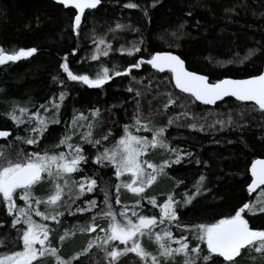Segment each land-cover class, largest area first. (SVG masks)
I'll return each mask as SVG.
<instances>
[{
    "label": "trees",
    "instance_id": "16d2710c",
    "mask_svg": "<svg viewBox=\"0 0 264 264\" xmlns=\"http://www.w3.org/2000/svg\"><path fill=\"white\" fill-rule=\"evenodd\" d=\"M130 2L136 3L138 7H124ZM71 15L50 0H0V46L7 51L30 47L38 50L30 58L0 65V113L8 110L12 102L24 104L29 101L30 111H35L50 100L60 103V92L66 93L59 113L52 107H49L47 113L41 109L42 115L48 119H59L61 122L49 124L39 145L21 147L29 152L37 147L49 152L65 150L55 146L66 133L72 136L71 143H81L80 133L85 129L81 128L77 134L72 135L66 126L71 124L74 114L89 116L92 109H99L103 120L102 126L95 130L97 138L109 130L113 133L106 144L108 146L122 134L125 124L132 123L136 99L140 100L143 116L151 119L156 126L165 125L169 116L185 111L182 106L187 104L189 113L195 114L200 123L212 124L217 119H227L228 115H232L242 128L199 132L173 125L168 129L170 144L187 149L193 156L185 158L179 165H173L171 170H167V177L159 178L163 180V190H171L179 200V194L186 188L183 185L176 188V180H182L187 189H191L201 173L209 177L208 187L211 189L210 193L205 194L206 198H198L194 206L180 209L181 227L172 226L174 235H180L184 225L190 227L195 223L211 221L221 214H227L242 202L253 201L254 195L249 196L247 192L250 179L247 170L253 159L264 156V114L250 111L244 113L243 120L239 119L244 109L252 103H241L231 98L213 108L196 102L189 103L190 98L169 83L170 74L156 73L148 65H142L140 70L133 69L128 76H115L101 88H88L79 82L69 81L60 64L67 55L69 68L74 74H89L94 78L101 66L109 69L115 66L122 70L141 56L147 59L155 51H172L185 60L188 69L208 76L212 82L224 77L258 75L264 65V0H101L96 9L85 11L78 35L72 31ZM117 24L125 27L116 29ZM181 24L184 25L182 29ZM100 38L106 44H111L112 48L107 57L100 56L98 60L92 61L89 52L94 53L96 45L93 41ZM134 45L141 48L134 56L121 53L122 48L128 49ZM104 46L101 45V48ZM74 49L76 55L73 56ZM252 50H255L254 54H250ZM53 77L57 79L54 81ZM61 80L63 84L59 82ZM130 87L139 90L140 97H135L134 92H128ZM166 92H173L177 100L167 114L163 109L167 102V96L164 95ZM216 127L218 129L219 125ZM23 128L21 126L17 131L12 121L0 115V129L12 132V137L7 141L0 139V146L6 147L16 135H26ZM138 134L149 138L151 135L146 132ZM83 147L86 155L96 154V149L90 145L85 144ZM165 158H168V154L161 153L149 161L158 164ZM196 159L206 161L207 167L203 163L197 165ZM82 176L95 178L98 186L92 193L85 192L75 204H72V200L78 195V185L73 186L70 182L64 189L58 204L59 210L65 212L61 217L63 227L59 228V234H63L65 229L72 230L77 225H86L96 212L104 208L105 194L102 189L105 187L109 192L110 203L115 211H120L121 206L115 203L117 181L114 170L94 165L89 160L82 166L81 172L71 179L78 182ZM53 187L52 184L50 189H44V198L54 193ZM161 191L155 194L160 203L170 193L160 195ZM146 193L152 194L150 191ZM125 194L123 188L120 189L121 203L131 207V197L125 198ZM93 199L97 201L98 208L83 214L75 212L77 206H85V200ZM21 202L17 198L18 206ZM69 205H72V215L67 214ZM39 207H43V204ZM141 207L146 214L158 215L159 209L148 204L147 199L142 201ZM4 220L10 225L11 218L5 212H0V221ZM46 223L50 227L54 224L52 221ZM96 223L105 227L107 225L103 219H98ZM250 223L255 229L264 228V214L250 217ZM8 233L10 235L6 247H0V252L8 251L11 248L10 241L16 238L15 230L0 228V238ZM96 235L76 230L75 235H70L68 239L78 237V245L73 250L63 252L62 257L67 259L81 251ZM102 256L103 253H99V257ZM251 256L257 257L255 261L245 252L239 258V264H264V259L259 258L255 252ZM123 259L121 257L120 261ZM181 259L178 257V260ZM45 264L54 262L51 259Z\"/></svg>",
    "mask_w": 264,
    "mask_h": 264
},
{
    "label": "snow or ice",
    "instance_id": "6c2138e0",
    "mask_svg": "<svg viewBox=\"0 0 264 264\" xmlns=\"http://www.w3.org/2000/svg\"><path fill=\"white\" fill-rule=\"evenodd\" d=\"M55 3L72 14L71 28L78 35L85 10L96 9L101 0H55ZM152 6L154 7L155 3ZM124 7L135 9L138 5L130 2ZM123 27L125 26L121 24L116 25V29ZM183 27L181 24L180 28ZM93 42L96 47L91 55L92 61L98 60L100 56L109 55L111 44H106L103 38ZM101 45L105 46L101 48ZM37 51L35 47L7 51L0 46V65L30 58ZM120 51L122 54L126 52L128 56H134L141 48L134 45ZM254 51L252 50L250 54H254ZM72 55H76L75 49ZM142 65L150 66L156 73L170 74L169 83L180 93L186 94L190 98L189 103L217 105L218 101L225 98H234L237 102H252V105L240 114V120L244 119L246 112L259 111L264 114V72L245 79L224 78L212 82L208 76L188 70L185 60L170 51H155L147 59L141 56L122 70L115 66L112 69L101 66V70L94 78L89 74H74L69 68L67 55L63 58L60 68L67 74L69 81L79 82L88 88H101L113 77L128 76L133 69L140 70ZM56 79L53 77L54 81ZM59 82L63 84V80ZM127 91L134 92L135 97L141 95L139 90L131 87ZM164 95L167 96V102L163 109L167 114L176 105L177 100L174 99L173 92H166ZM65 96L66 93L61 91L58 98L60 103L50 100L41 104L35 111H30L28 107L30 101L24 104L12 102L8 110L0 113L12 121L17 131L24 126L23 131L26 133L23 136L16 135L6 147L0 146V212H5L6 216L11 218L10 225L7 220L0 221V228H10L16 232V238L10 241L11 248L0 252V264H41L42 260L48 258H52L54 264H119L121 257L128 254H134L141 264H177L178 257L182 258V264H239V258L245 252L249 253L253 261L257 257H252V252L264 259V228L255 229L250 223V217L264 214V194L256 201L238 204L227 214H221L211 221L195 223L190 227L184 225L183 231L177 236L174 235L172 226L181 227L180 209L194 206L200 197L206 198L205 194L211 192L208 187L209 177L201 173L191 189H187L184 182L177 179L175 187L183 185L186 188L179 194L181 197L179 200L170 192L160 203L155 195L149 197L146 193V189L160 177L168 176L167 170H171L173 165H179L185 158L193 156L187 149L173 147L170 144L167 136L170 127L173 125L187 127L191 131L199 132L241 129L242 125L236 118L228 115L227 119H217L212 124L200 123L195 114L189 113L186 104L182 106L185 111L169 116L165 125L156 126L151 119L143 116L140 100L136 99L132 123L125 124L122 134L114 138V143L108 146L106 144L113 137V133L109 130L97 138L95 130L102 126L103 120L100 110L92 109L89 116H84L83 113L74 114L71 124L66 126L72 131V135L77 134L81 128L85 129L80 133L81 143H71L72 136L66 133L55 146L57 149L63 147L65 150L49 152L47 149L40 150L37 147L29 152L21 147L39 145L49 124L61 122L59 119H48L41 115V109L47 113L49 107H52L59 113ZM216 125H219L218 129ZM140 132L150 133V138L138 134ZM10 137L11 131L0 130V139L7 141ZM85 144L96 149L94 156L86 155V149L83 147ZM152 150L167 153L168 158L158 164L149 161L146 157ZM89 160L94 165L114 170L117 181L115 203L121 206L120 211H115L105 187L102 189L105 194L104 208L96 212L86 225H77L72 230L65 229L63 234H59V228L63 227L61 217L65 212L59 210L58 204L64 189L70 182L73 186L78 185V195L72 200V204H75L85 192L92 193L98 186L95 178L82 176L78 182L71 179L73 175L81 172L82 166ZM195 163L197 165L203 163L207 167L206 161L196 159ZM247 171L250 175L247 192L251 196L264 186V158L253 159ZM123 177L128 179H122ZM45 179L54 185L55 190L53 194L41 199L34 195V187ZM122 188L138 197L131 207L121 203L119 192ZM17 198L24 202V207L18 206ZM145 199L153 208L159 209L158 215H149L143 211L141 205ZM42 204L45 205L44 211L39 207ZM84 204L83 207L77 206L75 212L83 214L98 208L94 199L85 200ZM67 214H73L72 205L68 206ZM33 216L40 217V222ZM98 219L107 221V226L97 224ZM47 221L54 222L53 226L50 227ZM76 230L97 235L90 239L81 251L65 259L60 255L61 249L57 245H62L70 235H75ZM9 235L10 233L0 238V247H6ZM144 237L155 244V252H150L143 246ZM121 245L123 247H120ZM101 252L102 258L99 257Z\"/></svg>",
    "mask_w": 264,
    "mask_h": 264
},
{
    "label": "rangeland",
    "instance_id": "374dc122",
    "mask_svg": "<svg viewBox=\"0 0 264 264\" xmlns=\"http://www.w3.org/2000/svg\"><path fill=\"white\" fill-rule=\"evenodd\" d=\"M90 53V55H92L93 54V52H89ZM174 86V85H173ZM179 92V91H178ZM183 94V93H182ZM186 95V94H185ZM197 103V102H196ZM208 107V106H207ZM211 108H213V107H211ZM43 113H44V111H43ZM41 115H42V113H41ZM83 131H85V130H83ZM114 143V142H113ZM151 152V154H149L146 158L148 159V160H152V159H154L155 157H157V156H159L162 152L159 150H152V151H150ZM150 171V170H149ZM122 179H128V177H123ZM50 185H52V184H50V182H48V180L46 179L45 181H42L40 184H38V185H36L35 187H34V190H36L37 192H34V195H36V196H39V197H41L42 199H44V189H46V190H48V189H50ZM162 186H164V184H163V180L162 179H158L157 180V182H155L150 188H148V189H146V191H150V193H152V194H148L147 196H149V197H151V196H153V195H155V194H157V191L159 190V191H161V193H163V194H161L160 193V195H165L166 193H168V192H171V190L170 191H164L163 190V187ZM54 187L52 188V191L54 192ZM123 191H125L126 192V194H125V198H130L131 199V201L133 202V204H134V202H135V200L136 199H138V197H136L134 194H132V193H129L126 189H123ZM262 194H264V187L263 188H261V189H259L258 191H257V193H255V194H253L254 195V199H253V201H256L257 199H258V197H260ZM159 195V196H160ZM20 207H24L25 205H24V202L22 201L21 203H20V205H19ZM33 207H36L35 205H33ZM40 210L41 211H44V205H43V207H40ZM33 218L35 219V220H37V222H40V217H36V216H33ZM107 226V225H106ZM10 230H12V229H10ZM103 235V234H102ZM77 238V239H76ZM72 237V238H70V239H68L66 242H64L62 245H61V247H60V249H61V251H60V255L61 256H63V252H65V251H68V250H73L74 249V247H75V245H78V237ZM142 244H143V246L148 250V251H150V252H155L156 251V246H155V244H153L152 243V241H150L147 237H144V238H142ZM21 247H22V245H21ZM62 247H63V251H62ZM120 247H123L122 245L120 246ZM52 258H48V259H45V260H42L41 261V264H45L47 261L49 262L50 260H51ZM121 260V259H120ZM52 261L54 262V260L52 259ZM177 261L179 262V264H182V259L181 260H178V258H177ZM120 264H141V261L139 260V258H137L134 254H128V255H126V256H124V259L122 260V261H120Z\"/></svg>",
    "mask_w": 264,
    "mask_h": 264
},
{
    "label": "water",
    "instance_id": "95a60500",
    "mask_svg": "<svg viewBox=\"0 0 264 264\" xmlns=\"http://www.w3.org/2000/svg\"><path fill=\"white\" fill-rule=\"evenodd\" d=\"M50 1H52V2H54L55 3V0H50ZM100 5V4H99ZM98 5V6H99ZM97 6V7H98ZM86 10H88V9H86ZM85 10V11H86ZM170 52H172V51H170ZM173 54H176V53H174V52H172ZM178 55V54H177ZM187 67V66H186ZM188 69V68H187ZM188 70H190V69H188ZM155 71V70H154ZM190 71H192V70H190ZM261 72H264V65H263V67H262V70H261ZM198 73V72H197ZM160 74H162V73H160ZM198 74H202V73H198ZM204 75V74H203ZM224 78H232V77H224ZM224 78H222V79H224ZM245 78H248V77H244V78H232V79H245ZM177 91H179L178 89H176ZM184 94V93H183ZM225 99H227V98H225ZM231 99H233L234 100V98H231ZM224 101V100H223ZM222 101H218L217 102V104H219V103H221ZM197 103H199V102H197ZM241 103H252V102H241ZM200 104V103H199ZM201 105H203V104H201ZM204 106H208V107H215L216 105H204ZM0 130H3V129H0ZM257 158H264V156H262V157H257ZM256 159V158H255ZM250 166V165H249ZM249 168V167H248ZM249 174V173H248ZM249 178H250V175H249ZM249 183H250V179H249ZM264 186H261V188H263ZM260 188V189H261ZM259 189H257L256 190V192L258 191ZM256 192H254L253 194H255Z\"/></svg>",
    "mask_w": 264,
    "mask_h": 264
}]
</instances>
